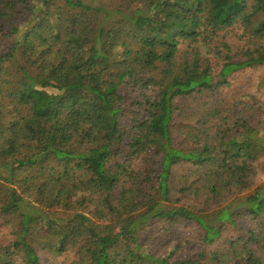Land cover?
<instances>
[{"label": "trees", "instance_id": "obj_1", "mask_svg": "<svg viewBox=\"0 0 264 264\" xmlns=\"http://www.w3.org/2000/svg\"><path fill=\"white\" fill-rule=\"evenodd\" d=\"M6 37L0 264H261L264 0H0Z\"/></svg>", "mask_w": 264, "mask_h": 264}, {"label": "rangeland", "instance_id": "obj_2", "mask_svg": "<svg viewBox=\"0 0 264 264\" xmlns=\"http://www.w3.org/2000/svg\"><path fill=\"white\" fill-rule=\"evenodd\" d=\"M140 4L134 5L139 6ZM240 33V31L238 32ZM231 38L233 39V36L231 35ZM6 38L0 39V53H5L9 50L11 47V44L8 43L5 45ZM231 39V40H232ZM116 56H118V53H116ZM259 129V136L264 140V122L261 125L257 126ZM263 161L261 159L255 161L252 164V175L251 180L254 186H258L262 183H264V171H262ZM4 186L0 183V206L2 205L5 195H4ZM248 193V192H247ZM246 218L244 216L238 217V223L245 221ZM242 225L244 223H241ZM154 227V229H153ZM162 227L161 223H156L153 226L148 227L142 232L141 238L142 240H145V244L142 247V251L147 254H152L157 258H167L168 261L173 262L175 259L179 257L185 256L186 247H181L183 243H197L196 242V234L197 229L196 226L189 223H180L173 226V232L176 234H170V230H166L160 233L156 232V228L159 229ZM245 227L242 228V231H235L232 232V234L228 232L223 233V242H219L216 244V249H228L229 245L227 242H225L226 239L231 238L233 235L239 234L246 235V229ZM251 229L253 232L257 235H260V238L264 239V215L257 221H254L251 223ZM170 235V236H169ZM11 237L8 236L7 232L2 233L0 235V243L7 244L10 241ZM249 248L252 249L254 254L257 256H261V264H264V242L261 244H249ZM185 248V251L183 249Z\"/></svg>", "mask_w": 264, "mask_h": 264}]
</instances>
